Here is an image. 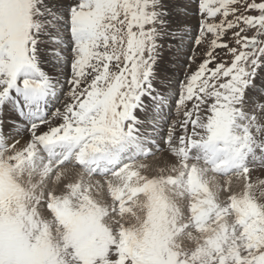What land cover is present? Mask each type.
I'll return each mask as SVG.
<instances>
[{
    "label": "snow or ice",
    "instance_id": "obj_1",
    "mask_svg": "<svg viewBox=\"0 0 264 264\" xmlns=\"http://www.w3.org/2000/svg\"><path fill=\"white\" fill-rule=\"evenodd\" d=\"M0 264H264V0H0Z\"/></svg>",
    "mask_w": 264,
    "mask_h": 264
},
{
    "label": "bare ground",
    "instance_id": "obj_2",
    "mask_svg": "<svg viewBox=\"0 0 264 264\" xmlns=\"http://www.w3.org/2000/svg\"><path fill=\"white\" fill-rule=\"evenodd\" d=\"M177 2H182V0H177ZM188 20H189V23H192V24H194V22H195V20H194V18H188ZM149 163H152V161H148Z\"/></svg>",
    "mask_w": 264,
    "mask_h": 264
},
{
    "label": "rangeland",
    "instance_id": "obj_3",
    "mask_svg": "<svg viewBox=\"0 0 264 264\" xmlns=\"http://www.w3.org/2000/svg\"><path fill=\"white\" fill-rule=\"evenodd\" d=\"M190 18H194V20H195V17H190ZM194 24H195V22H194Z\"/></svg>",
    "mask_w": 264,
    "mask_h": 264
}]
</instances>
